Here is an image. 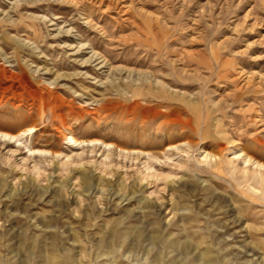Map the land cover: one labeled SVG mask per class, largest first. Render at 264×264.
<instances>
[{
  "label": "rangeland",
  "instance_id": "1",
  "mask_svg": "<svg viewBox=\"0 0 264 264\" xmlns=\"http://www.w3.org/2000/svg\"><path fill=\"white\" fill-rule=\"evenodd\" d=\"M0 134V264H264V0H0Z\"/></svg>",
  "mask_w": 264,
  "mask_h": 264
},
{
  "label": "bare ground",
  "instance_id": "2",
  "mask_svg": "<svg viewBox=\"0 0 264 264\" xmlns=\"http://www.w3.org/2000/svg\"><path fill=\"white\" fill-rule=\"evenodd\" d=\"M5 136V137H7V136H9L8 134H0V136ZM23 136V135H22ZM12 137V136H11ZM73 140H74V138H73ZM207 158V157H206ZM247 160V159H246ZM246 162H250V160H247Z\"/></svg>",
  "mask_w": 264,
  "mask_h": 264
}]
</instances>
